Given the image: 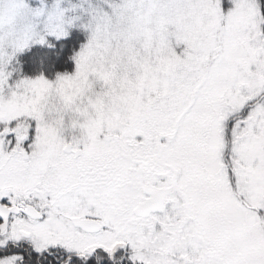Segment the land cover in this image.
<instances>
[{"label": "snow or ice", "instance_id": "6c2138e0", "mask_svg": "<svg viewBox=\"0 0 264 264\" xmlns=\"http://www.w3.org/2000/svg\"><path fill=\"white\" fill-rule=\"evenodd\" d=\"M0 264H264V0H0Z\"/></svg>", "mask_w": 264, "mask_h": 264}]
</instances>
